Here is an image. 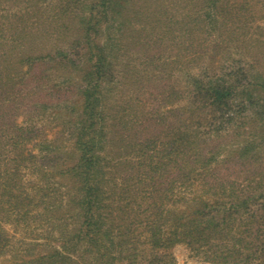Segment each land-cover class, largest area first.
<instances>
[{"label": "trees", "instance_id": "1", "mask_svg": "<svg viewBox=\"0 0 264 264\" xmlns=\"http://www.w3.org/2000/svg\"><path fill=\"white\" fill-rule=\"evenodd\" d=\"M131 1L135 7L129 10L141 11L138 0H58V10L57 2L29 4L32 10L19 17L25 23L37 18L29 32L11 16L0 23V92L9 98L17 78L26 85L56 82L57 118L51 124L58 128L49 138L15 123V134L8 135L19 153L0 169V264H175L171 249L178 244L210 264H264V110L258 108L264 96L251 92L264 89V74L249 73V79L242 71L247 81L241 89L228 66L185 73L189 100L220 113L211 122L213 132L225 123L234 137L218 140L217 152L205 153L202 141L174 127L165 139L154 133L139 141L127 132L135 121L119 113L106 118L110 94L120 83L114 77L122 39L131 35L124 15ZM157 1L159 19L165 0ZM201 2L203 16L214 12L215 20L228 5ZM240 94L245 98L237 116ZM157 141L163 148L151 152ZM31 166L41 172L33 183L22 171ZM222 169L236 177L223 180ZM11 222L37 223L43 231L17 238L3 226Z\"/></svg>", "mask_w": 264, "mask_h": 264}, {"label": "rangeland", "instance_id": "2", "mask_svg": "<svg viewBox=\"0 0 264 264\" xmlns=\"http://www.w3.org/2000/svg\"><path fill=\"white\" fill-rule=\"evenodd\" d=\"M57 1L14 0L10 2V0H3L0 4V23L11 16V20L13 22L16 20L15 22H18L20 27L26 28V31L34 30V27L32 29L31 26L33 22L37 21L35 16L29 18L28 20L31 21H27V23L19 18L26 17L27 10L30 8L29 4L46 6ZM225 1H228V5L219 9L216 20L214 12H212V17L203 16L202 5L205 6V4L201 0L162 1L164 8H162V17L159 19L154 16V10L160 4L159 1L138 0L136 7L141 11L135 9L136 12L129 10H133L135 7L132 1L129 2L126 9L129 11H125L124 15L130 17L127 21L130 22V25H127L126 28L131 35L122 39L123 47L119 50L121 58L117 65L116 77H114L116 82L119 79L120 83L117 82L118 87L116 86L110 94V103L106 107L111 115L106 118H114V115L119 113L130 123L132 120L135 121V128L126 131L136 136L139 141L153 137L154 133L157 135L159 133L161 139H165L162 136L168 133L169 129L177 128L178 130H175L179 131L181 135L184 134V137L196 139L198 142L202 141L204 152H208V154L213 150L217 152L215 145L218 140L223 142L224 139L234 138L226 133L227 125L225 123L223 128L221 125L220 129L213 132V125L210 126L211 122L218 121L220 113L206 105L199 106V108L198 100V103L189 100L187 84L184 82V75L190 69H201L206 66L209 67V71L214 69L217 72L224 66L234 69L237 79H240V87L241 83L247 81L242 71L248 74L249 79H251L252 73L261 72L264 74V0ZM57 4L58 2L55 8L58 10ZM30 10L32 9L30 8ZM57 10L55 11L57 12ZM14 14L15 16H13ZM133 15L135 16L132 17ZM171 15L173 18H170ZM39 29L41 32L38 34L41 36L43 28ZM37 40L40 41L41 37H38ZM124 75L125 77H123ZM257 80L259 79H254V82ZM24 81L25 78L23 80L16 79L9 98H5L7 93L0 92V134H5L3 142H0V169H4L6 161H13V158L19 153L18 147L10 146V142H8V135L15 134L14 128L16 127H13V124L26 123L27 126H32L34 134L40 133L42 130L40 136L46 133L49 138L54 136L58 130L57 127H54L55 125L51 124L57 118L55 116L57 110L52 108V104L57 103L55 95L52 94V90L57 89L56 82L47 83L44 81L39 85L29 83L26 85V81ZM254 86L255 84L249 85L248 90H252ZM251 92L264 96L262 88L256 87ZM68 94L73 93L69 92ZM42 97H46L51 102L45 103L46 101H43ZM243 98L245 96L240 94L236 99L237 106L234 110L237 113L241 110L239 102L243 101ZM261 104L262 107L258 108L262 111L264 110V98ZM185 106L187 109H184ZM181 107L184 108L178 110ZM146 123H150L151 126L150 124L144 126ZM145 128L147 130H144ZM241 130L242 128L238 126L235 131L237 135H240ZM210 139H213L212 143L209 141ZM234 141L235 139L231 143ZM29 142H35V140L31 139ZM29 142H27V147L31 148L32 143L29 144ZM153 146H155V150L163 148L162 142L157 141L150 147L151 152ZM220 146L226 145L219 144ZM34 153H39V150L36 148ZM223 154V151L217 153V160H220ZM211 167L213 168V166ZM46 169L52 168L46 167ZM37 170L32 166L24 168L22 170L25 172L24 179L27 178L29 183H33V180L35 181L41 175V172H37ZM223 172L227 174L223 180L236 177V173L230 172L229 174V171L222 169ZM238 183L244 185L247 182L242 180ZM183 192L184 196L190 198L189 192ZM3 226L17 238L26 232L34 236L35 232L38 234L43 231V228L37 223L26 226L24 223L11 222L4 223ZM171 253L175 264H210L192 254L183 244L176 245L171 249Z\"/></svg>", "mask_w": 264, "mask_h": 264}]
</instances>
